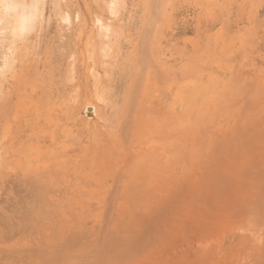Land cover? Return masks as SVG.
I'll use <instances>...</instances> for the list:
<instances>
[{"label":"rangeland","instance_id":"rangeland-1","mask_svg":"<svg viewBox=\"0 0 264 264\" xmlns=\"http://www.w3.org/2000/svg\"><path fill=\"white\" fill-rule=\"evenodd\" d=\"M26 47L0 264H264V0H46Z\"/></svg>","mask_w":264,"mask_h":264},{"label":"clouds","instance_id":"clouds-1","mask_svg":"<svg viewBox=\"0 0 264 264\" xmlns=\"http://www.w3.org/2000/svg\"><path fill=\"white\" fill-rule=\"evenodd\" d=\"M46 0H0V97L14 77L22 52L43 28Z\"/></svg>","mask_w":264,"mask_h":264},{"label":"bare ground","instance_id":"bare-ground-1","mask_svg":"<svg viewBox=\"0 0 264 264\" xmlns=\"http://www.w3.org/2000/svg\"><path fill=\"white\" fill-rule=\"evenodd\" d=\"M68 18H69V17H68ZM101 26H102V24H101ZM101 26H100V27H101ZM103 26H104V25H103ZM31 154H32V152H31ZM35 185H36V184H35ZM70 221H71V220H70ZM17 250H19V249H17ZM15 251H16V250H15ZM12 254H13V253H12ZM12 254H11V255H12ZM11 255H10V256H11ZM13 255H14V254H13ZM13 257H14V256H13ZM16 257H17V260H19L18 258H20V256H17V255H16ZM16 257H14V259H15ZM15 260H16V259H15Z\"/></svg>","mask_w":264,"mask_h":264}]
</instances>
